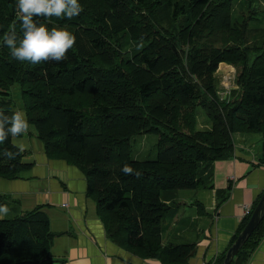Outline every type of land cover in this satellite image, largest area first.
Returning <instances> with one entry per match:
<instances>
[{"label": "trees", "instance_id": "1", "mask_svg": "<svg viewBox=\"0 0 264 264\" xmlns=\"http://www.w3.org/2000/svg\"><path fill=\"white\" fill-rule=\"evenodd\" d=\"M79 2L72 20L35 18L76 36L65 61L21 63L0 43V111L11 115L20 105L47 156L85 174L112 241L145 259L186 263L193 245L163 244L169 195L210 188L204 172L233 156L235 134L264 139V20L260 25L255 12L235 18L236 0ZM14 23L21 34L17 0H0V42ZM222 63L238 67L232 100H224L217 80ZM199 107L210 129L197 128ZM145 134L158 136L157 156L134 159L133 140ZM13 138L0 145V178L9 180L30 168L24 152L12 160L3 155L5 148L18 151ZM125 164L140 176L125 175ZM0 205L8 207L7 196L0 194ZM3 215L0 264L58 263L44 214ZM263 238L264 219L231 264H246Z\"/></svg>", "mask_w": 264, "mask_h": 264}, {"label": "crops", "instance_id": "2", "mask_svg": "<svg viewBox=\"0 0 264 264\" xmlns=\"http://www.w3.org/2000/svg\"><path fill=\"white\" fill-rule=\"evenodd\" d=\"M251 134L259 137L255 143L248 134H235L233 156L205 170L210 188L169 195L172 209L162 225L163 244L193 245L183 264H213L219 259L247 209L254 208L264 193V139ZM13 143L25 146L23 161L30 168L17 179L0 178V194L7 196L9 209L3 216L34 210L44 214L50 221L51 252L57 264H163L112 241L88 192L85 174L65 159H50L37 130L14 137ZM246 264H264V238Z\"/></svg>", "mask_w": 264, "mask_h": 264}, {"label": "clouds", "instance_id": "3", "mask_svg": "<svg viewBox=\"0 0 264 264\" xmlns=\"http://www.w3.org/2000/svg\"><path fill=\"white\" fill-rule=\"evenodd\" d=\"M82 6L79 0H17V20L21 27L18 35L15 23L11 30L5 32L2 45L9 49L10 55L21 63L41 64L55 61L60 63L67 59V52L73 48L76 36L66 28L53 26L49 29L46 25L37 23L36 17L51 20H72L79 16ZM30 125L26 113L15 110L11 115L0 111V145L5 144L9 137H20L29 131ZM18 151L12 152L3 149V155L9 160L25 150L23 144L14 145ZM121 171L125 175L135 174L140 176L132 167L125 164ZM7 205H0V213L7 214Z\"/></svg>", "mask_w": 264, "mask_h": 264}, {"label": "rangeland", "instance_id": "4", "mask_svg": "<svg viewBox=\"0 0 264 264\" xmlns=\"http://www.w3.org/2000/svg\"><path fill=\"white\" fill-rule=\"evenodd\" d=\"M234 17L238 16H249L251 13H256L260 18L261 24L263 26L264 20V0H252L251 3H245L243 0H236L234 3ZM256 29V28H252ZM259 36V34L257 35ZM221 64L218 71L216 72L217 80L220 86L222 96H227L226 99L232 100L231 91L237 89L236 77L238 73V67L234 65ZM229 96V97H228ZM21 106H15L16 110H23ZM197 109V128L198 129H210L211 122L207 116L205 110L199 107ZM27 116V115H26ZM29 130H36L34 126L30 125ZM256 134V133H254ZM251 137V143H255L259 137L253 136V134L248 133ZM158 142V136L153 134L138 135L133 140V157L134 159L144 160V159H155L157 156L156 144ZM259 143V142H258ZM260 146V145H259ZM261 147V146H260ZM260 149V148H259ZM5 217V216H4Z\"/></svg>", "mask_w": 264, "mask_h": 264}, {"label": "water", "instance_id": "5", "mask_svg": "<svg viewBox=\"0 0 264 264\" xmlns=\"http://www.w3.org/2000/svg\"><path fill=\"white\" fill-rule=\"evenodd\" d=\"M227 96H224V100ZM264 219V193L261 196L259 203L254 208L251 218L244 229L241 231L237 239L228 249L225 254L224 260L221 264H231L237 253L243 248L249 238L252 236L254 231L260 225Z\"/></svg>", "mask_w": 264, "mask_h": 264}, {"label": "built area", "instance_id": "6", "mask_svg": "<svg viewBox=\"0 0 264 264\" xmlns=\"http://www.w3.org/2000/svg\"><path fill=\"white\" fill-rule=\"evenodd\" d=\"M250 212H251V209H247L246 215L249 214Z\"/></svg>", "mask_w": 264, "mask_h": 264}]
</instances>
